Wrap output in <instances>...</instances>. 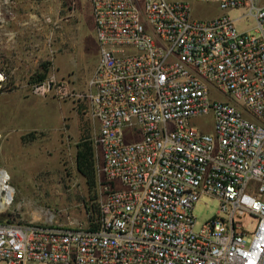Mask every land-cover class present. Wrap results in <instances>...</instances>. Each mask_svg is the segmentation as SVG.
Here are the masks:
<instances>
[{
  "label": "built area",
  "instance_id": "2783aa9c",
  "mask_svg": "<svg viewBox=\"0 0 264 264\" xmlns=\"http://www.w3.org/2000/svg\"><path fill=\"white\" fill-rule=\"evenodd\" d=\"M88 1L98 60L73 94L95 122L97 211L76 225L14 219L0 168V264H264V0H198L243 9V30L183 0ZM205 114L210 132L190 124ZM203 195L217 210L195 227Z\"/></svg>",
  "mask_w": 264,
  "mask_h": 264
},
{
  "label": "rangeland",
  "instance_id": "374dc122",
  "mask_svg": "<svg viewBox=\"0 0 264 264\" xmlns=\"http://www.w3.org/2000/svg\"><path fill=\"white\" fill-rule=\"evenodd\" d=\"M183 1L194 18L227 14L236 18L238 30L252 25L250 17L242 16L243 9ZM63 4V0H0V168H5L14 189L12 218L76 225L85 224L93 212L96 183L89 188L76 171L75 146L79 125L89 137L95 122L82 116L73 93L85 89L98 49L95 53L79 40L93 33L89 1L75 0L69 19L60 18L66 14ZM71 33L77 38L73 45L66 38ZM48 81V90L33 92V84L46 88ZM190 124L210 132L211 114L194 117ZM217 205L214 197L201 196L192 210L195 227L215 215Z\"/></svg>",
  "mask_w": 264,
  "mask_h": 264
},
{
  "label": "trees",
  "instance_id": "16d2710c",
  "mask_svg": "<svg viewBox=\"0 0 264 264\" xmlns=\"http://www.w3.org/2000/svg\"><path fill=\"white\" fill-rule=\"evenodd\" d=\"M42 77L43 75H39V80ZM88 138V136L83 135L76 143L74 167L76 171L84 178L86 185L89 188H92L95 183V176L93 171L92 146ZM96 211V206L93 204V212L89 215V218L92 217Z\"/></svg>",
  "mask_w": 264,
  "mask_h": 264
},
{
  "label": "crops",
  "instance_id": "0c3cea01",
  "mask_svg": "<svg viewBox=\"0 0 264 264\" xmlns=\"http://www.w3.org/2000/svg\"><path fill=\"white\" fill-rule=\"evenodd\" d=\"M66 16H67V14L61 16L60 18L61 19H69L70 18V17H66ZM66 38H68V41L70 42V44H72V45L76 44L77 38L74 37L73 33H71L70 36L68 35ZM79 40H80V43L85 42L86 43L85 45L88 46L93 52H95V53L97 52V43H96V40L94 37V33L90 34L88 37L82 36V38H79ZM81 45L82 44H80V46ZM79 128H80V136H79V138H80L81 136L86 135L87 131L85 128L82 127V125H79ZM4 170H5V168H4Z\"/></svg>",
  "mask_w": 264,
  "mask_h": 264
},
{
  "label": "bare ground",
  "instance_id": "6f19581e",
  "mask_svg": "<svg viewBox=\"0 0 264 264\" xmlns=\"http://www.w3.org/2000/svg\"><path fill=\"white\" fill-rule=\"evenodd\" d=\"M1 176H2V177H1ZM1 176H0V179H1V178H4V175H3V174H1Z\"/></svg>",
  "mask_w": 264,
  "mask_h": 264
}]
</instances>
